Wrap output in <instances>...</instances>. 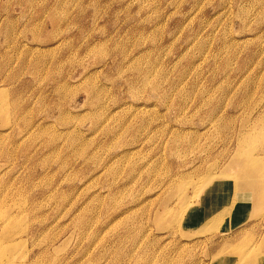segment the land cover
Instances as JSON below:
<instances>
[{
    "label": "rangeland",
    "instance_id": "374dc122",
    "mask_svg": "<svg viewBox=\"0 0 264 264\" xmlns=\"http://www.w3.org/2000/svg\"><path fill=\"white\" fill-rule=\"evenodd\" d=\"M240 148L264 183V0H0V264H264Z\"/></svg>",
    "mask_w": 264,
    "mask_h": 264
},
{
    "label": "bare ground",
    "instance_id": "6f19581e",
    "mask_svg": "<svg viewBox=\"0 0 264 264\" xmlns=\"http://www.w3.org/2000/svg\"><path fill=\"white\" fill-rule=\"evenodd\" d=\"M241 148L240 149H238V151H237V153L230 159V166L231 165H235V166H238L239 167V169L240 170H242L243 172L242 173H240L239 175H235L234 177H232V176H221V175H219V178L220 179H222V180H224V181H226V182H229V183H231V185H232V190H235V189H238L239 191H240V193L241 194H238L239 196L238 197H242V198H244V194L247 192V190H248V188H253V187H255V186H258L259 188H261L263 191H264V183H262V182H259L255 177H253V176H247V174H245L246 172H247V170H248V167H247V165L242 161V158H241V156L239 155V153H242L241 152ZM258 164L256 165V168L258 169ZM248 179V181L247 182H244V181H246ZM180 185V184H179ZM178 185V186H179ZM203 185H205V184H203ZM182 186V185H181ZM180 186V187H181ZM178 189H179V187H178ZM198 191V189H195V190H193V192H192V194L194 193V195H195V193ZM203 192V191H202ZM194 195H193V197H194ZM201 195H202V193L200 194V193H197L196 194V196L195 197H197V198H199V197H201ZM192 197V196H191ZM190 197V198H191ZM190 198H189V200H190ZM212 198H213V196L212 195H206L205 197H204V200H212ZM184 199H186L185 197H184ZM194 198H192L191 200H193ZM198 200V199H197ZM179 201H184V200H181L180 199V197H179ZM263 201H264V192H263V197L259 200V202L258 203H263ZM186 202H187V199H186ZM186 202L184 203L183 202V204H181L182 205V207L181 208H183L184 209V207H186ZM191 202V201H190ZM195 203V202H194ZM184 204H186V205H184ZM264 204V203H263ZM184 205V206H183ZM189 205V204H188ZM180 208V209H181ZM260 208V207H259ZM179 209V210H180ZM264 209V208H263ZM182 210V209H181ZM185 210V209H184ZM182 214V213H181ZM198 231H200V229L198 230ZM248 254V253H247ZM246 254V255H247ZM241 259V258H240ZM252 259V258H251ZM243 260V259H242ZM246 261H247V259H246ZM251 261V260H250ZM249 262V261H248ZM242 263V262H241ZM244 263V262H243ZM246 263V262H245ZM249 264V263H248Z\"/></svg>",
    "mask_w": 264,
    "mask_h": 264
}]
</instances>
